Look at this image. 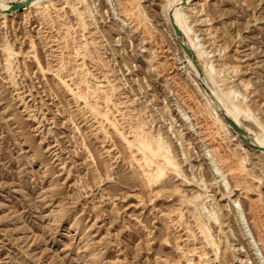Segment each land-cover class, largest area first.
I'll list each match as a JSON object with an SVG mask.
<instances>
[{"label": "rangeland", "instance_id": "obj_1", "mask_svg": "<svg viewBox=\"0 0 264 264\" xmlns=\"http://www.w3.org/2000/svg\"><path fill=\"white\" fill-rule=\"evenodd\" d=\"M169 1L0 13V264H264V156L205 92L264 137V0L186 6L196 68Z\"/></svg>", "mask_w": 264, "mask_h": 264}, {"label": "bare ground", "instance_id": "obj_2", "mask_svg": "<svg viewBox=\"0 0 264 264\" xmlns=\"http://www.w3.org/2000/svg\"><path fill=\"white\" fill-rule=\"evenodd\" d=\"M25 1L26 0H19L18 2H16V4H20V3H23ZM45 1L47 2L48 0H32L30 5L28 7H26L24 10H26L27 8H30V7H34V6H36V5L40 4V3L42 4V2H45ZM194 1L195 0H172V1H169V4H168L169 5V9H168V12H167V18H168V23L170 24L169 17L172 15V18H173V21H174L175 25L178 27V29L182 33L184 45L186 46L188 51L191 54H193L197 60H199L198 58L200 57V53L195 50V46H194L193 42L190 39V35H189L190 34V29L186 26V17H185V15L183 13L184 8L186 6H189ZM10 4L11 3H6L4 1H0V13L5 14L6 11L9 9V7L11 5H13V4H11V5ZM170 26H171V24H170ZM171 28H172V26H171ZM172 31H173V29H172ZM183 55L186 58V62H187V64L189 66H192L194 68L197 67V66L193 65L192 60L189 59L185 55L184 52H183ZM194 56H193V59H194ZM195 63H196V61H195ZM196 71H195V73H196V76H197L198 73ZM210 77L211 76L209 75L207 78L211 79ZM211 82H212V80H211ZM212 85H214V83ZM215 87L216 86H214V88L211 89V88H209L207 86L208 90L205 91V92H206V96L209 98V100H212V104H213L214 108L221 113V116H217L218 121H220L224 125V127L229 131V130H232V129L227 125L226 121L224 120V118H228L236 126H238L240 129H242L244 131L245 138L249 137L250 136L249 129L244 127V125L242 124V119H248V116L246 114H243V112L239 108H237V107L233 106L232 104H230L228 102L227 98L221 92L216 91ZM88 105H89V103H88ZM235 134L238 135L236 132H235ZM239 137H241V136L239 135ZM250 142L252 144H255L257 148L264 150V137L256 136V137L253 138V140L250 139ZM145 144L147 145L146 148H150V153L148 155H145V162H146L147 166H149L150 164H154V166H156V168H157V170H153V171H151L149 173V180L150 179L151 180L152 179H156V181H157L158 178L162 175L163 167L160 166V165H157V163L155 164V162L153 160L154 154H156L155 149L152 148L148 142H146ZM157 148H158V146H157ZM257 153L262 155V156H264V151H257Z\"/></svg>", "mask_w": 264, "mask_h": 264}, {"label": "water", "instance_id": "obj_3", "mask_svg": "<svg viewBox=\"0 0 264 264\" xmlns=\"http://www.w3.org/2000/svg\"><path fill=\"white\" fill-rule=\"evenodd\" d=\"M32 2V0H26L23 3L20 4H13L9 7V9L6 11L5 14H12L15 12H21L22 10H24L26 7H28L30 5V3ZM170 20V24L172 26L173 32H174V36L178 42V45L180 47V49L185 53V55L192 60L193 65L196 66L195 60L193 59L192 54L188 51V49L186 48V46L184 45L183 42V37H182V33L180 32V30L178 29V27L175 25L172 15L169 17ZM224 120L226 121L227 125L234 131L236 132L238 135L241 136V139L245 142H250V139L245 138V133L242 129H240L238 126H236L231 120H229L228 118H224ZM257 151H264L263 149H259L257 148Z\"/></svg>", "mask_w": 264, "mask_h": 264}]
</instances>
